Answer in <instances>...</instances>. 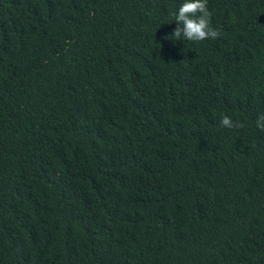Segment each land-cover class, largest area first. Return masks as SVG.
<instances>
[{
	"label": "trees",
	"instance_id": "obj_1",
	"mask_svg": "<svg viewBox=\"0 0 264 264\" xmlns=\"http://www.w3.org/2000/svg\"><path fill=\"white\" fill-rule=\"evenodd\" d=\"M184 2L0 0V264H264V0Z\"/></svg>",
	"mask_w": 264,
	"mask_h": 264
},
{
	"label": "clouds",
	"instance_id": "obj_2",
	"mask_svg": "<svg viewBox=\"0 0 264 264\" xmlns=\"http://www.w3.org/2000/svg\"><path fill=\"white\" fill-rule=\"evenodd\" d=\"M173 16L177 27L172 38L177 41L202 42L220 36V32L212 26V12L209 10L208 0H185ZM220 124L230 130L244 127L242 122L234 121L227 115L221 118ZM255 125L259 132L264 133V114L257 117Z\"/></svg>",
	"mask_w": 264,
	"mask_h": 264
}]
</instances>
